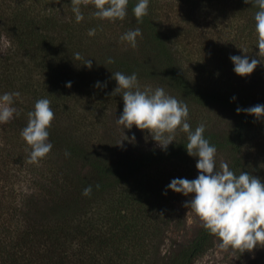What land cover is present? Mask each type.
Returning a JSON list of instances; mask_svg holds the SVG:
<instances>
[{"label": "trees", "instance_id": "1", "mask_svg": "<svg viewBox=\"0 0 264 264\" xmlns=\"http://www.w3.org/2000/svg\"><path fill=\"white\" fill-rule=\"evenodd\" d=\"M63 1L73 6L72 0ZM224 1L215 0L216 16L222 15ZM232 2L235 7L231 15L244 14L251 23L215 50L189 59L194 62L190 66L171 50L161 19L148 6L140 31L150 52L142 57L129 54L119 59L118 65L145 73L183 96L196 111L192 118L188 108L191 129L203 124L204 137L230 170L237 176L248 172L264 183L259 166L245 152L249 137L253 139L260 132L258 126L264 130V117L256 119L243 111L236 112L237 107L264 105V60L243 77L234 72L230 60L233 55H247L250 61L255 58L258 48L254 14L259 9L244 0ZM137 3L129 0L127 6V14L134 18ZM23 25L30 40L42 36L32 20H24ZM43 36L45 40L49 37ZM235 78L238 81H233ZM233 96L235 100H231ZM209 113L211 123L206 120ZM15 131L4 128V136H0V172L5 170L0 176V264H193L219 240L201 226L165 259L152 256L153 247L145 243V225L156 217V212L168 218L166 224L177 215L172 202L175 193L168 189L163 194L166 186L174 178L190 179L191 162L198 159L187 154V134L181 130L167 150L153 144L134 150L103 151L77 137L61 136L62 143L48 137L52 148L39 160L35 172L39 194L30 197L1 191L10 165L23 160V150L31 151L21 133ZM52 135L56 136L54 132ZM11 176L15 178L16 174L9 172ZM88 186L91 193L85 196L82 192ZM103 194L107 195L105 206L97 202ZM236 259L237 264H264V246L251 252L237 251Z\"/></svg>", "mask_w": 264, "mask_h": 264}, {"label": "rangeland", "instance_id": "2", "mask_svg": "<svg viewBox=\"0 0 264 264\" xmlns=\"http://www.w3.org/2000/svg\"><path fill=\"white\" fill-rule=\"evenodd\" d=\"M232 6V0H225L222 15L216 16L218 9L215 0H205L204 4H200L198 0H149L152 12L161 19L162 31L171 50L181 55L187 66L194 63L189 59L193 60L204 52L207 54L215 50L232 38L237 30L246 28L251 23L252 20H248L244 14L233 17ZM17 11L20 14L16 16ZM95 11L91 4L87 7L80 6L83 19L77 22L73 6L63 0H0V96L4 93L20 94L19 97H14L12 107L16 112L13 118L6 124H0V136H4V128L10 131L14 128L20 134L27 126L28 113L34 110L35 102L46 98L51 102L50 107L54 112L48 132L55 143H62V136L77 137L90 147L103 151L134 150L143 145H158L147 130H139L135 125L127 129L117 124L123 110L122 97L119 94L112 95L116 87L112 73L117 71L125 75L135 73L141 90L162 87L166 94L186 104L191 109L192 118H195L196 111L178 92L162 82H154L145 73L118 65V60L129 54L142 57L150 52L142 35L136 38L135 48L129 42L121 40L126 32L137 28L141 30V22L129 14L123 20L99 19L94 15ZM27 19L35 22L42 36L38 35L30 40L28 30L23 25ZM93 29L95 34L90 36L89 31ZM45 34L49 35L46 40L43 36ZM258 51L259 49L255 58L259 60ZM76 53L83 59L91 60L92 67L84 66L83 59L76 60ZM109 59L113 62L109 63ZM241 81L245 82L244 79ZM68 82H71L70 87L65 86ZM97 82L100 87L96 86ZM231 83L235 85L238 82ZM206 120L210 123L213 121L211 113ZM258 128L260 132L257 131L253 139L249 137L245 152L259 166L258 171L264 176V130H261V126ZM178 131L179 129L175 135ZM53 132L58 136H53ZM125 136H134V140H122ZM120 141L122 146L117 145ZM28 152V148L23 150V160L10 165V170L6 173L8 177L1 189L4 193H20L27 197L39 194V190L35 189V172L40 161L30 162ZM222 159L216 153L217 170L220 169ZM196 162L197 159L191 162L193 172L189 180L198 175ZM9 172L16 174L15 178H10ZM3 173L5 170L0 172V176ZM174 193L172 202L177 215L172 218L171 223L166 224L165 220L168 218H164L158 211L156 217L145 225V243L153 247L152 256L158 258L169 257L175 248L187 242L202 226L198 218L183 206L193 194L186 197L181 193ZM106 198L107 195L103 194L97 202L105 206ZM189 216L193 221L190 225L187 223ZM219 244L220 241L217 240L193 264H237V251L222 250Z\"/></svg>", "mask_w": 264, "mask_h": 264}, {"label": "clouds", "instance_id": "3", "mask_svg": "<svg viewBox=\"0 0 264 264\" xmlns=\"http://www.w3.org/2000/svg\"><path fill=\"white\" fill-rule=\"evenodd\" d=\"M59 2V0H56ZM129 0H72L73 12L76 21L83 19L80 5L91 4L96 11L94 15L99 19L110 21L123 20L127 15ZM259 10L254 14L255 32L257 34L258 59H251L247 55L230 56L234 64V72L239 76L250 75L264 57V0H244ZM149 0H138L133 8L134 16L142 22L148 14ZM95 30H90L89 35H94ZM142 33L139 28L130 30L121 36L122 41L129 42L136 47V38ZM76 60L83 59L79 53L75 54ZM109 63L113 61L109 59ZM84 66L92 67V61L83 59ZM116 87L112 95L119 94L123 100V110L117 119V124L123 128L131 129L133 125L139 130H147L151 138L162 150H167L168 145L175 141V133L179 129L187 134L186 152L189 156L198 157L195 164L198 175L195 179L174 178L166 186L163 194L170 189L184 196L193 194L191 199L184 203V207L198 218L203 228L217 237L222 250L228 249L251 252L257 246H264V183L259 177L242 171L238 176L225 162L216 169V148L210 145L204 137L205 126L198 125L191 129L187 122L189 116L188 106L165 93L162 87L154 90L138 86L137 75H125L119 71L112 73ZM66 87L71 86L68 82ZM97 87L100 83L97 82ZM106 86V85H105ZM19 93H4L0 96V124L8 123L16 109L12 107L14 97ZM231 100H235L233 96ZM46 98L37 100L34 110L28 113L27 126L23 128L21 136L30 146V162L37 163L51 150L52 144L48 142L51 122L54 112ZM245 112L256 119L264 117V105L256 104L248 108L237 107L236 112ZM125 139L134 140V136ZM121 140V141H122ZM121 141L117 145H121ZM122 146V145H121ZM66 155L68 153L66 152ZM91 193V186L86 187L82 194ZM191 216L187 223H192Z\"/></svg>", "mask_w": 264, "mask_h": 264}]
</instances>
